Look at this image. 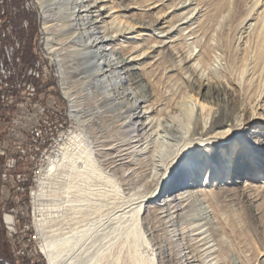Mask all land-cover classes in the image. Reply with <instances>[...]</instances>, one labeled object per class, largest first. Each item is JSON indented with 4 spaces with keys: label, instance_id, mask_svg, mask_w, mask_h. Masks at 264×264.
Returning <instances> with one entry per match:
<instances>
[{
    "label": "bare ground",
    "instance_id": "1",
    "mask_svg": "<svg viewBox=\"0 0 264 264\" xmlns=\"http://www.w3.org/2000/svg\"><path fill=\"white\" fill-rule=\"evenodd\" d=\"M96 1L36 0L77 122L32 193L47 264H251L235 240L242 211L257 224L264 213V0H114L132 36L97 24ZM182 98L197 101L190 128ZM137 173L119 195L113 176ZM103 182L122 202L109 225Z\"/></svg>",
    "mask_w": 264,
    "mask_h": 264
},
{
    "label": "rangeland",
    "instance_id": "2",
    "mask_svg": "<svg viewBox=\"0 0 264 264\" xmlns=\"http://www.w3.org/2000/svg\"><path fill=\"white\" fill-rule=\"evenodd\" d=\"M99 1L100 0L96 1V3L98 4ZM113 1L114 0H103L105 5L100 8L101 15L98 17V20H95L97 24L101 25L99 21L102 18L109 27V30L114 27H124V29L127 28L125 32L128 35L132 36L139 34V27L136 24L129 19L121 17L118 8H111V6H114ZM92 14L95 15L96 13ZM230 16L229 18H234L235 12H231ZM42 20L43 14L36 0H0V77L5 79L9 84V86L5 87L6 92L25 97L28 93L33 91L39 103H50V111L53 112V114L50 115L52 119L55 117V112L61 111L63 113V119L61 121H64L65 127L69 130V135H71L76 132L77 122L69 115V103L60 90L57 66L45 47ZM31 70H35L36 73L33 75ZM17 83L19 85L16 86ZM22 83H25V85ZM27 84H31V87L28 88ZM77 89L79 91H77ZM75 90L78 96L77 100L80 101L83 92L80 86H77ZM177 102L176 107L181 113L183 125L185 128H190L195 114L193 105L197 103V101L190 98H182ZM35 110L38 111V108L35 107ZM17 111L18 114L16 119V115L10 116V119H6L5 124H2L5 132L9 131L8 137H14V135L20 131L22 132V136L26 134L25 125H27V123L25 121L28 120L23 118L18 119L19 116H25L27 114L26 108L21 105L18 107ZM202 112L206 113V108L203 109ZM205 118H207V116ZM17 120L20 121L21 124H19ZM1 158L3 169L5 160L3 157ZM213 167L216 171L218 180L221 176L226 175V171L221 169L219 165L214 164ZM21 168L20 165L17 166L18 170ZM40 174L39 170L36 169L32 170L30 175L27 174L25 176L31 183L32 188L29 192L25 191L23 194H18V199H20L18 204H16L13 197H11V191L7 193V186L1 179L0 259L10 260L11 246L16 243L18 238L22 240L24 238V242L27 243L26 239L30 237L31 241L28 244L27 252L31 254V257L27 258V255L24 256L26 264H47L40 250L41 241L36 232L33 220L32 193L38 188V178ZM113 178L117 180L120 190L119 195L122 194L123 196H127L142 182L143 173L129 175L117 174L114 175ZM181 187L182 186H177L175 189ZM119 195L112 193L108 184L102 183L101 195L98 196L96 203L98 204L97 206L100 207V218H102V222L107 220L106 225L115 221L114 217L116 211H118V213L122 212L121 208L118 207L122 203L118 197ZM11 208L15 210L18 217L15 218V224L13 225L14 229L9 231L3 223L2 215L8 213ZM15 212L14 215L16 214ZM244 212L242 211L243 219H245V225H242L243 237L240 236V238L238 237L237 240H235V248L239 251L240 248L242 249L241 253L239 251V253H236L241 258H244L246 262L250 261L249 263L251 264H260V261L264 259V252H258L260 247H264V213L261 217L262 225L257 224L246 212L244 214ZM162 229L163 227L160 226L159 223H156V228L152 232L147 231V235L150 233L148 236L153 235L156 245L160 244L164 237L162 236ZM242 238H245V240H242ZM256 257L257 260L255 259ZM0 264L5 263L0 261ZM11 264H14L13 257ZM170 264H177L175 257L170 256Z\"/></svg>",
    "mask_w": 264,
    "mask_h": 264
},
{
    "label": "built area",
    "instance_id": "3",
    "mask_svg": "<svg viewBox=\"0 0 264 264\" xmlns=\"http://www.w3.org/2000/svg\"><path fill=\"white\" fill-rule=\"evenodd\" d=\"M31 72L33 75L36 73L35 70H31ZM22 84L25 85V83ZM17 85L19 84L17 83ZM7 86H9L8 82L0 77V156L5 160L1 179L7 186V193L11 191V197L18 204L20 202L18 194H23L25 191L29 192L32 188L31 183L25 176L30 175V172L36 169L39 170V174L42 173L49 161L57 157L62 146L68 143L69 130L65 127L64 121H61L63 119L61 111L54 113L56 118L52 119L50 117L53 114L50 111V103H39L33 91L25 97L17 96V94L11 92L8 93L5 90ZM27 87H31V84H27ZM21 105L25 106L27 114L19 116L18 119L28 120L25 121L27 123L25 125L26 134L22 136L20 131L14 137H8L9 131L5 132L2 124H5L6 119H10V116L16 115V119L18 107ZM35 107L38 108V111L35 110ZM17 122L21 124L20 121L17 120ZM18 165L22 167L19 170L17 169ZM13 208L2 215L3 223L9 231L14 229L15 218L18 217ZM6 215L11 216L10 223L5 221ZM26 241L27 243L24 242V238L23 240L18 238L16 243L11 246V259L3 262L11 264L13 257L14 264H26L24 256L31 257V254L27 252L31 238L28 237Z\"/></svg>",
    "mask_w": 264,
    "mask_h": 264
},
{
    "label": "flooded vegetation",
    "instance_id": "4",
    "mask_svg": "<svg viewBox=\"0 0 264 264\" xmlns=\"http://www.w3.org/2000/svg\"><path fill=\"white\" fill-rule=\"evenodd\" d=\"M1 174H2V158L0 157V188L2 186ZM0 220H1V217H0Z\"/></svg>",
    "mask_w": 264,
    "mask_h": 264
},
{
    "label": "water",
    "instance_id": "5",
    "mask_svg": "<svg viewBox=\"0 0 264 264\" xmlns=\"http://www.w3.org/2000/svg\"><path fill=\"white\" fill-rule=\"evenodd\" d=\"M0 261H2V262H3L4 260H3V259H0Z\"/></svg>",
    "mask_w": 264,
    "mask_h": 264
}]
</instances>
